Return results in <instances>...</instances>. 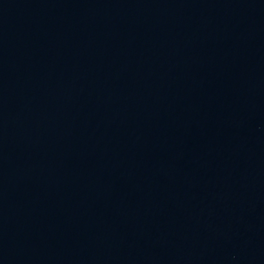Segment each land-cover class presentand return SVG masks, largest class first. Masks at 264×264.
I'll return each mask as SVG.
<instances>
[{
  "label": "water",
  "instance_id": "95a60500",
  "mask_svg": "<svg viewBox=\"0 0 264 264\" xmlns=\"http://www.w3.org/2000/svg\"><path fill=\"white\" fill-rule=\"evenodd\" d=\"M0 264H264V0H0Z\"/></svg>",
  "mask_w": 264,
  "mask_h": 264
}]
</instances>
